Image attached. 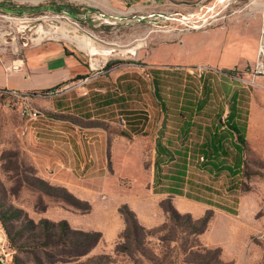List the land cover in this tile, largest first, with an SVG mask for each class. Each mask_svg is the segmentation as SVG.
<instances>
[{
    "label": "rangeland",
    "instance_id": "rangeland-1",
    "mask_svg": "<svg viewBox=\"0 0 264 264\" xmlns=\"http://www.w3.org/2000/svg\"><path fill=\"white\" fill-rule=\"evenodd\" d=\"M197 2L206 1L167 0L151 10H129L117 18L103 12L84 16L70 0L53 5L46 2L12 5L29 9L26 11L33 20L28 27L33 35L42 25L56 29L46 39L59 38L75 48L80 47L77 41L91 38L97 41V48L89 44L82 47L96 50L98 54L105 51L102 57L106 64L101 71L97 70L98 74L84 84L55 95L41 92V99L57 97L65 105V113L85 112L109 120L114 133L123 129L128 136L116 145L113 161L108 166L114 167L115 183L121 188L112 199H125L143 221L140 215L149 213L147 228L159 227L141 234L135 229L124 231V225V232L112 237L96 231L101 234L96 240L69 234L62 237L69 240L66 244L57 241L59 228L53 227L50 232L56 233L49 237L51 244L16 251L9 237L27 224L25 219L35 223L41 219L58 222L65 220L60 217L68 212L78 215L89 212L91 205L75 196L81 201L76 203L63 191L49 190L36 179L40 177L28 162L23 139L25 123L30 118L27 111L38 112L36 103L23 97L26 103L19 105V95L0 91V213L5 216L9 232L0 221V264H13L15 256L19 264H221L218 259L226 264H264V238L261 237L264 229V81L253 73L256 56H251L248 44L242 45L247 58L228 60L230 68L221 64L227 60L222 58L217 66L205 64L197 52L193 54V63L187 61L185 47L179 42L181 37L192 31L226 30L224 21L231 15L207 28L187 29L181 21L182 15L186 14L187 5ZM208 2L209 7L216 0ZM261 3H257L260 15L264 10ZM62 10L69 16L61 17ZM6 11L0 4V33L17 36L15 45H21L26 39L18 32L20 23L3 19L1 15ZM194 12L196 19L206 10ZM212 12H216V6L206 15ZM261 26L262 21L257 28L258 39L264 28ZM256 45L253 42L250 46L255 49ZM154 81L159 85L157 89L165 109L156 98ZM94 83L106 87L107 106L101 105L100 98H96L98 103L91 97L85 98L87 89ZM194 101L201 107L196 112L191 111ZM232 105L237 107L239 122L246 128L242 165L237 166L239 157L234 141L226 139L228 155L221 159V167L204 166L200 144L227 117ZM157 141H161L171 156L169 160L160 158L159 176L155 171ZM183 168L182 182L168 178ZM83 202L90 205L88 211L83 210ZM169 203L180 214L190 213L193 218L211 209L213 215L205 235L219 245L205 246L200 240L203 232L193 233L170 221L166 210ZM16 208L22 212H16ZM81 217L89 227L102 222L99 215L92 213ZM26 227L23 234L29 236L33 229ZM35 232L39 240L45 239L40 227ZM221 246L235 261L222 259ZM203 247L218 248L220 252L209 253Z\"/></svg>",
    "mask_w": 264,
    "mask_h": 264
},
{
    "label": "crops",
    "instance_id": "crops-1",
    "mask_svg": "<svg viewBox=\"0 0 264 264\" xmlns=\"http://www.w3.org/2000/svg\"><path fill=\"white\" fill-rule=\"evenodd\" d=\"M60 1L0 0V4L7 11L21 13L29 9L13 7L12 5L23 2L31 4L46 2L53 5ZM70 1L78 6L75 9L82 10L84 16L93 12H103L117 18L129 10L150 9L163 2L166 3L167 0ZM208 1L203 4L197 2L187 5L189 7L186 10L187 12L203 10L210 3ZM261 2L264 3V0H238L233 3L232 8L240 10L231 14L224 21L227 24L226 30L217 33L198 31L185 33L179 42L185 47L187 61L193 63L195 60L193 54L197 52L203 56L201 61L205 64L217 66L219 59L222 58L227 60L221 64L230 68L228 60L247 58L244 55L245 47L242 46L244 44H248L247 49L251 51V56H256L257 45L255 49H252L250 45L253 42L258 44L257 28L261 21V27H264V10L260 15L261 8L257 6V3ZM169 3L170 5H179ZM126 21L123 22L126 23ZM6 33H0V90L19 95L18 100L21 101L19 105L26 103L23 97H29L36 103L35 107L38 108L36 116H31L25 123L23 139L28 162L34 167L37 176L40 178L52 185L64 187L80 200L90 203L91 209L87 213L78 215L68 212L60 217L67 220L71 228L100 231L104 237L119 234L124 228L125 221L118 211V207L123 203L128 204V202L125 199H112L121 188L115 183L114 167L108 166L113 161L116 145L126 140L128 135L124 134L121 128L117 132L118 134L114 133L110 121L106 118L94 117L85 112H80V114L65 113V105L57 97H50L47 100L41 99L43 97L41 92L43 91L53 90L70 83L72 80L92 75L87 53H96V50L90 51L89 48H84L82 45L86 47L89 44L96 47L97 41H93L91 38L89 41L87 38L81 39V41H77L81 48H73L59 38L47 37L40 42L30 43L26 46L20 45V50L16 53L18 45H15L16 43L11 41L12 36L8 37ZM5 50L9 52L11 50V52L8 54L5 53ZM102 53H96L100 63L104 61L102 56L106 55L105 51ZM100 71H96L95 74ZM105 88L94 83L87 89L85 98L91 97L96 103H98L96 98H100L101 105L107 106V90ZM81 99L83 100L84 97ZM47 112L74 114L80 122L52 117ZM90 121L98 122V124H85ZM130 209L134 212L131 207ZM91 213L101 217L102 222L99 225L94 227L84 225L81 216ZM148 215L149 213L146 212L140 215L144 221L138 219L136 215L139 223L145 227L148 225ZM196 215L197 217L201 216L200 213ZM205 233L204 231L200 237L202 244L208 247L219 245V242L210 241ZM221 248L222 259L235 261V258L229 255L223 246ZM238 259L240 258L238 257Z\"/></svg>",
    "mask_w": 264,
    "mask_h": 264
},
{
    "label": "trees",
    "instance_id": "trees-1",
    "mask_svg": "<svg viewBox=\"0 0 264 264\" xmlns=\"http://www.w3.org/2000/svg\"><path fill=\"white\" fill-rule=\"evenodd\" d=\"M107 67L110 66L109 64L106 65ZM159 85L158 83H156V81H154V92L156 95V98L159 100L160 106L162 109H165L164 107V103L160 98V94L158 92ZM2 91V90H0ZM50 90H46L43 92H48ZM108 101V100H107ZM106 101V102H107ZM191 111L192 112H196L199 109H201L200 105L197 102H192L191 103ZM48 115L52 116V117H56V118H67L72 120L73 122H80L78 118H76L73 115H64V114H58V113H53V112H47ZM85 124H89V125H96L98 124V122L95 121H90L88 123ZM189 125V122L186 123V125ZM222 131H221V130ZM246 128L245 125L241 124L239 122V118H238V112H237V107H235L234 105L231 106L230 111L227 115V117L223 120V121H219L216 124V127H214L213 129H211V131H209V135L205 138V140L200 144L199 150H200V156L201 158L204 160L203 163L206 165H211L213 168H218L221 167L220 165V161L222 158H224L225 156L228 155V152L225 150V140L226 139H232L234 141L233 146L235 147L237 153H238V157L239 160L237 161V166L239 167L240 165H242V161H241V157L244 151V147L246 145ZM125 134V133H124ZM156 148H157V159L155 162V171L156 174L159 176V173L161 172V162H160V158H164L166 157V160L171 159L170 155L168 154V150L166 149V147L161 143V141H157L156 143ZM185 166V165H184ZM182 167V166H181ZM205 168V167H203ZM230 169V168H229ZM185 175V170L184 168L180 170V172H177L175 174L174 177H168L171 178V180H173L174 182H182V178ZM167 178V177H165ZM42 185L43 187L49 189V190H53V191H63L66 196L68 198H70L72 201L79 203L81 202L80 200H78L73 194H71L69 191H67V189H65L64 187L61 186H52L51 184H49L48 182L44 181L41 178H36ZM57 191V192H58ZM172 191H176V189H173ZM169 199V198H167ZM85 207H83L84 211H88L90 209V205L86 202H83ZM167 212H169V219L170 221H173L175 224H181L184 226L185 230H188L190 232L193 233H202L204 232L209 224V221L212 218L213 212L211 209H207L203 215L197 217V218H193L192 215L190 213H185V214H180L175 207L172 206L171 203H169V205L167 206ZM16 212H22V210L20 209H15ZM119 212L122 214V216L124 217V221H125V228L124 231L126 232H130L131 229H135L137 232H140L141 234H146V233H150L151 230L158 228L157 226L155 227H151V228H147L143 225H141L138 220L137 217L135 215V213L128 207L127 204H122L119 207ZM0 221L2 222L5 230L7 233L8 232V227L5 223V216H3V213H0ZM25 222L27 223L26 225L30 228L33 229V233L29 236H25L23 234L24 230L27 228L26 225L23 224L22 228H20L19 230L16 231V234L13 235H9V241L11 242L13 248L16 251H23L24 248L27 247H40V246H46L51 244L52 242L50 241L49 237L50 236H54L55 235V231L50 232V230L53 227H58L59 231L57 232V235L60 236V238L57 240L58 242H62V243H67V240L62 239V237H65L69 234L71 235H77L80 237H84V238H94V240L98 239L100 237V233L96 232V231H83V230H76V229H72L69 227L68 223L65 220H61L58 222H51L48 221L46 219H41L39 222L35 223L32 219H25ZM165 223V222H164ZM37 227L41 228V233L43 235V237H45L44 240H39L38 236H37V232H35V229ZM122 231L121 234L124 232ZM124 235V234H123ZM129 234L126 236L129 238ZM30 240V242H29ZM71 242V240H70ZM204 250H206L207 252H213V253H217L220 252V250H218V248H214V249H207L206 247L204 248ZM219 262L221 264H226L225 262H223L221 259H218ZM13 264H19V258L17 256L14 257V262Z\"/></svg>",
    "mask_w": 264,
    "mask_h": 264
},
{
    "label": "built area",
    "instance_id": "built-area-1",
    "mask_svg": "<svg viewBox=\"0 0 264 264\" xmlns=\"http://www.w3.org/2000/svg\"><path fill=\"white\" fill-rule=\"evenodd\" d=\"M201 1H207V0H201ZM236 1L237 0H216V3L213 4L212 6H209V7L205 6L204 7L206 10V13H207L209 11H213V9L216 6V12L215 13L212 12V14H210L208 16L205 13V14H202L201 16L197 17L196 19H194L195 12L192 10V11L187 12L185 15H182L181 21L186 26L187 29L207 28V27L211 26L215 21H218L221 19L225 20L228 15L238 12L240 9L232 8V4ZM29 14L30 13L27 11L21 12V13L6 11V14L1 15V17H3V19L8 20L9 22L18 21L20 23L18 32L22 33L26 39L25 42L21 43V46H26L30 43L40 42L46 38V37H38L37 40L34 38L35 34L33 35V32L28 27L29 23L33 20L32 15H29ZM66 15L69 16V13L65 10H62L61 11V17L66 18ZM29 30H30V32L27 33V31H29ZM32 36H33V38H32ZM16 37L17 36L13 35L11 41H14L16 43ZM19 46H20V44L17 46V49L15 51L16 53L19 52V50H20ZM87 60H88V64L91 67L92 75L72 80L70 83H68L66 85H63L59 88H56V89H53V90L46 92V94L55 95L59 91H65V90L72 88L73 86L84 84L90 78H92L93 75H95V72L97 70H101L103 68V66H105V64H106V59L101 63L100 62H98V64L96 63L97 58H96L95 52H88L87 53ZM253 73L255 75L259 76L262 79V81H264V28L261 30V34H260V38H259V42H258V46H257L256 62H255V66L253 69ZM27 114L29 115V117L36 115L35 111H32V112L27 111ZM261 237L264 238V229L261 231Z\"/></svg>",
    "mask_w": 264,
    "mask_h": 264
},
{
    "label": "bare ground",
    "instance_id": "bare-ground-1",
    "mask_svg": "<svg viewBox=\"0 0 264 264\" xmlns=\"http://www.w3.org/2000/svg\"><path fill=\"white\" fill-rule=\"evenodd\" d=\"M59 29H60V27H59ZM55 31H56V29H46V28H44V26L40 25L35 30L34 34H35L36 38L46 37V36L53 34V32H55Z\"/></svg>",
    "mask_w": 264,
    "mask_h": 264
}]
</instances>
